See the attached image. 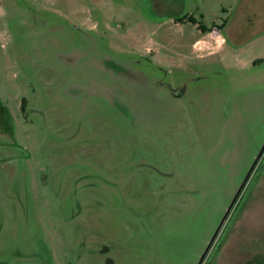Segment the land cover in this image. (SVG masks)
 Instances as JSON below:
<instances>
[{
  "label": "rangeland",
  "instance_id": "rangeland-1",
  "mask_svg": "<svg viewBox=\"0 0 264 264\" xmlns=\"http://www.w3.org/2000/svg\"><path fill=\"white\" fill-rule=\"evenodd\" d=\"M241 1L3 0L0 264L199 263L264 143V0L204 56L174 19ZM226 224L209 264H264L263 172Z\"/></svg>",
  "mask_w": 264,
  "mask_h": 264
},
{
  "label": "crops",
  "instance_id": "crops-1",
  "mask_svg": "<svg viewBox=\"0 0 264 264\" xmlns=\"http://www.w3.org/2000/svg\"><path fill=\"white\" fill-rule=\"evenodd\" d=\"M250 3L251 0H242L241 2H239L236 12L233 15L234 17L225 19L221 24V27L223 26L222 31H224V33L220 32V26L217 28H213L214 32H212L211 30L209 32H203V30L200 29L202 35L193 41V49L197 52H202L200 56H204L205 53H212L223 46L226 41H230L231 43H234L236 45L245 44L247 40L244 39V25L242 23L244 22V19L248 17L249 13H251V11H249L251 10ZM249 20V26L250 28L254 29V35L255 33L257 34V32L259 33L260 29L264 28V24L261 28L262 23L258 22L257 19L253 20V18L251 17L249 18ZM180 22L181 21L177 22V19L174 21L175 24L182 25V23ZM196 25L198 26V24ZM241 35L243 38L241 37ZM214 37L216 38V43H211V40Z\"/></svg>",
  "mask_w": 264,
  "mask_h": 264
},
{
  "label": "flooded vegetation",
  "instance_id": "flooded-vegetation-1",
  "mask_svg": "<svg viewBox=\"0 0 264 264\" xmlns=\"http://www.w3.org/2000/svg\"><path fill=\"white\" fill-rule=\"evenodd\" d=\"M3 13H4L3 0H0V115L3 114L4 111L8 109L7 107H5L4 102H3V94H4L3 85H4V82H3V73H2V70H4V68H3V56H4V53H3L2 49H3V45H4L3 44V32H4V28H3L2 24H1V21H2L1 16H2ZM182 17H186V16H182ZM180 18H178L177 21H180L179 20ZM184 20L186 21L187 19L185 18ZM222 28H223V26L221 27V29ZM210 30L211 29H209L207 31H203V32H209ZM25 101H26L25 99H23V101H22V110H24V106L23 105L25 104ZM261 151H262V147H261L259 153L256 155V157L254 159V161L256 159H257V161H256V163H255V165H254V167H253V169H252V171H251V173L249 175V178L247 179V182H246L245 186L243 187V189L239 193V195H238V197H237V199H236V201H235L232 209L230 210V212H229L226 220L222 224V226H221V228H220V230H219V232H218V234H217V236H216V238H215L212 246L210 247V249L208 250V252L206 253V255H205L204 259H203V262H205V264H209L211 262L213 250L219 248V246H221L223 244V242L225 240V236L223 235L224 233H222L221 235H219V233L224 228L223 226L228 224V223L226 224V222L231 220L232 215H234L235 213H237V210L240 208L241 204L243 203V198H244L245 192L248 190L249 187H252L254 185V182H255L256 178L259 177V175L262 172L264 173V150L262 152ZM257 173H258V175H256ZM227 227H228V225H227ZM225 231H226V228L223 230V232H225ZM216 240H217V245L218 246L217 245L214 246ZM203 262H202V264H203Z\"/></svg>",
  "mask_w": 264,
  "mask_h": 264
},
{
  "label": "water",
  "instance_id": "water-1",
  "mask_svg": "<svg viewBox=\"0 0 264 264\" xmlns=\"http://www.w3.org/2000/svg\"><path fill=\"white\" fill-rule=\"evenodd\" d=\"M263 150H264V144H263V146H262V151H263ZM262 151H261V152H262ZM258 156H259V155H258ZM256 161H257V159L254 161V163H253L252 166L250 167V169H249V171H248V173H247V175H246L244 181L242 182V184H241L240 188L238 189L236 195L234 196L233 200L231 201V204L229 205L227 211L225 212V214H224V216H223V218H222V220H221V222H220L218 228L216 229V231H215L213 237H212L211 240L209 241V243H208V245H207L205 251L203 252V254H202V256H201L200 261H199L198 264H202L203 259H204L205 255H206V253L208 252V250H209L210 247L212 246V244H213V242H214V240H215V238H216V236H217V234H218V232H219V230H220L222 224H223L224 221L226 220V218H227V216H228L230 210L232 209V207H233V205H234V203H235V201H236V199H237L239 193L241 192V190H242L243 187L245 186V184H246V182H247V179L249 178V175H250V173H251V171H252V169H253V167H254Z\"/></svg>",
  "mask_w": 264,
  "mask_h": 264
},
{
  "label": "trees",
  "instance_id": "trees-1",
  "mask_svg": "<svg viewBox=\"0 0 264 264\" xmlns=\"http://www.w3.org/2000/svg\"><path fill=\"white\" fill-rule=\"evenodd\" d=\"M187 19L189 22H193V23H198V20L194 17V16H186V17H181L179 20L180 21H183L184 19ZM198 27L200 28V29H202L203 31H207V30H209L208 29V27L207 26H205L204 24H202V23H199L198 24ZM259 64V63H264V59L262 58V59H257L256 61H255V64Z\"/></svg>",
  "mask_w": 264,
  "mask_h": 264
}]
</instances>
